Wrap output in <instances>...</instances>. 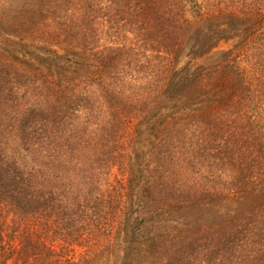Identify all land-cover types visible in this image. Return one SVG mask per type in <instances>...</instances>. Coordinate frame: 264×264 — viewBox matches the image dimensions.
Wrapping results in <instances>:
<instances>
[{
    "label": "trees",
    "instance_id": "trees-1",
    "mask_svg": "<svg viewBox=\"0 0 264 264\" xmlns=\"http://www.w3.org/2000/svg\"><path fill=\"white\" fill-rule=\"evenodd\" d=\"M30 2L0 17V264H96L133 220L134 264H264V0Z\"/></svg>",
    "mask_w": 264,
    "mask_h": 264
},
{
    "label": "rangeland",
    "instance_id": "rangeland-1",
    "mask_svg": "<svg viewBox=\"0 0 264 264\" xmlns=\"http://www.w3.org/2000/svg\"><path fill=\"white\" fill-rule=\"evenodd\" d=\"M31 2L30 0H0V17L5 18L7 23V26L10 28L9 30H15L18 26L20 29V24L23 23L28 18V13L30 9ZM18 13L16 16L14 13ZM6 27V26H5ZM9 30H5L3 27L0 28V34H4V37H0V45L2 47H6L4 38L6 37V32H11ZM226 35L232 36L229 33H226ZM1 36V35H0ZM197 42L195 39L189 40L186 42L182 52L177 57V63L176 66L178 68H182L185 64L188 63V55L193 52L202 51V48H197ZM17 48V47H14ZM229 48L225 47L222 49V51L214 52L205 58L200 60V63L204 66L211 67L218 64H221L226 55V51ZM14 53L16 52L15 49H13ZM37 51V50H36ZM16 54V53H15ZM62 51H56L54 52L48 47L42 48L37 53H33V55H29L27 58L29 61L34 62L37 66L40 64V61L43 62L42 64H49L50 67L54 70V75H57L59 77L60 70L58 69L59 65H62L64 62H68L65 58H60L59 56L62 55ZM19 56V62H22L23 59H25L22 54H20V51H17V54ZM74 60V58H73ZM71 62V60H69ZM70 64V63H69ZM70 66H73L70 64ZM163 101V100H161ZM168 103H162V108H166ZM136 138H140L141 135H136L134 133ZM141 140V139H139ZM166 214H162V217H164ZM212 217V208H207L206 210L198 211L197 208H194V211L192 208L187 207L185 209L184 215L180 218H172L171 216H167V220H172L170 226L171 230L174 232V236L183 234L185 235L187 223L189 221L196 223H202L206 221L207 219H210ZM166 221V220H165ZM133 225H138L140 228V231H137L136 234L139 233V236L134 239V236L126 237L120 244L119 250H111L110 252H105L103 259H100L99 263L96 264H134V258L136 255L139 256L140 259H143L145 255L140 254L139 250L141 249V245L144 243H147L149 238H151V232L153 226H158V223H149L153 224V226H149L148 221H145L143 223H140L139 220H133ZM172 235L170 234L168 238H170ZM166 238V237H165ZM157 240V239H155ZM154 241V240H153ZM152 240L150 239V250H152ZM148 245V243H147Z\"/></svg>",
    "mask_w": 264,
    "mask_h": 264
}]
</instances>
